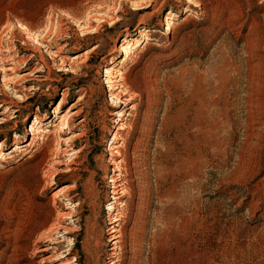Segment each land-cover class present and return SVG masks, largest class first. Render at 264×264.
I'll list each match as a JSON object with an SVG mask.
<instances>
[{"label": "rangeland", "instance_id": "374dc122", "mask_svg": "<svg viewBox=\"0 0 264 264\" xmlns=\"http://www.w3.org/2000/svg\"><path fill=\"white\" fill-rule=\"evenodd\" d=\"M0 143V264H264V0H0Z\"/></svg>", "mask_w": 264, "mask_h": 264}, {"label": "bare ground", "instance_id": "6f19581e", "mask_svg": "<svg viewBox=\"0 0 264 264\" xmlns=\"http://www.w3.org/2000/svg\"><path fill=\"white\" fill-rule=\"evenodd\" d=\"M195 4V3H194ZM194 6H197V4H195ZM170 18H171V16H166L165 17V25H166V29H170V26H171V20H170ZM23 28V27H22ZM25 28V27H24ZM24 31V30H23ZM24 34H25V32H23ZM30 37V36H29ZM34 36H32V38H33ZM27 38H28V36H27ZM34 39H36V36H35V38H33V40H32V42L34 41ZM38 40V39H37ZM138 40H134L131 44H130V46H124V47H122V49H121V51H122V55L125 57V58H127V57H129L133 52H132V50H131V47L133 46V47H136V45H138ZM34 44V43H33ZM80 56V55H79ZM77 57L78 56H74V59L76 58L77 59ZM64 65V64H63ZM63 68V66L62 65H59V68L58 69H62ZM70 68H72V65H70ZM10 69V68H9ZM111 68H109V67H107L106 69H105V73L106 74H109V75H111V71L112 70H110ZM118 80V79H117ZM113 82H115V81H112V80H110V79H108V83H109V87L110 88H112V83ZM64 114V113H63ZM62 114V115H63ZM122 113H121V111L119 112V115H121ZM66 115V113L62 116V117H64ZM35 123H32V126L34 125ZM54 127V129H59L60 127H61V125H59V124H56V125H54L53 126ZM37 131L38 132H42V130L41 129H37ZM37 137V136H36ZM40 136H38V138H39ZM40 139H41V137H40ZM113 139H116V136H115V134L113 135ZM115 148V146H114V142H111V144H110V146H109V151H110V155H114V153H112L111 151H113V149ZM3 149H4V147H3V145H2V143H0V156H1V153H2V151H3ZM77 152H78V150H77ZM120 161H117L116 159H114V158H111V159H109V165H112V167H113V171H117V173L114 175V176H111V194H112V197L111 198H113V199H119L120 197H122V195H123V192L124 191H126V186H125V182H126V180H124V179H126L125 178V174L123 173V171L121 170V169H118V168H116V167H118V163H119ZM71 168H67V169H64V171H68V170H70ZM70 187V186H69ZM62 193V192H61ZM59 196V193H57L56 191H54L53 192V194H52V197L53 198H56V197H58ZM60 202V201H59ZM109 209H113V210H115L114 208H112V206L110 205L109 206ZM112 211V210H111ZM113 213H115V215L112 217L111 215H108V219H109V221H108V223H109V225L110 226H108L107 227V229L109 230L108 231V235H109V237H108V240L109 241H111V240H113V242H112V246L109 248V250H110V261H109V263L108 264H116L117 263V260H116V258H117V254L118 253H116V249H117V245H118V243L121 241V240H119L120 239V235H116L117 233H118V229L116 228V227H118L119 226V222L121 221V213H120V211L118 212V211H115V212H113ZM47 249H49L48 247L47 248H44L43 250H47ZM118 252V251H117Z\"/></svg>", "mask_w": 264, "mask_h": 264}]
</instances>
